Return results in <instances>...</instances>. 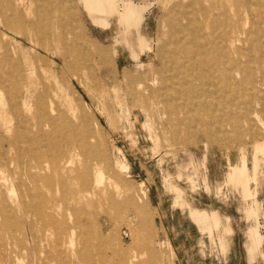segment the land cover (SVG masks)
<instances>
[{
    "label": "rangeland",
    "instance_id": "1",
    "mask_svg": "<svg viewBox=\"0 0 264 264\" xmlns=\"http://www.w3.org/2000/svg\"><path fill=\"white\" fill-rule=\"evenodd\" d=\"M122 1L150 5V52L83 0H0V155L13 161L0 169V264H264V114L260 130L231 133L212 124L224 106L163 87L173 0ZM246 27L264 33V18ZM28 105L36 119L14 144L4 120ZM175 110L187 115L178 134Z\"/></svg>",
    "mask_w": 264,
    "mask_h": 264
},
{
    "label": "bare ground",
    "instance_id": "2",
    "mask_svg": "<svg viewBox=\"0 0 264 264\" xmlns=\"http://www.w3.org/2000/svg\"><path fill=\"white\" fill-rule=\"evenodd\" d=\"M83 2L96 24L106 26L108 16L114 14L119 22L118 35H126V25L134 27L138 32V43L142 52L151 51L153 47L151 48L147 38L141 33V26L150 5L137 6L133 2L123 4L122 0H83ZM253 2H256L259 8L253 6ZM262 2L263 0H173L168 12V32L164 47L161 48L159 54L163 59V65L166 64L164 68L169 69L170 75L168 76L166 72L160 74L161 85L163 87L175 86L180 93L188 92L192 96L206 95L211 101L224 106L225 109L220 118L212 121V124L229 125V128H233L230 130L231 133H236L246 127L252 128V132L260 130L259 123L263 122L261 116L264 114V107L258 109V106L264 105V100H262L264 77L261 76L259 79L256 75L261 73L260 64L264 63V50L261 43L264 33L263 30L257 31L256 29V32L252 33L250 30L247 31L246 27L250 17L256 18L257 21L264 18ZM251 36L255 44L248 52L246 46L250 43ZM121 40L123 41V37ZM37 50L46 51L47 49L40 47ZM86 54L90 62L88 50ZM59 57L66 60V56L62 53ZM243 58L255 63L253 71L256 73L252 71L246 74L248 66L246 62L243 63ZM155 81L157 80L151 81L150 85L154 86V93L161 94L162 91L155 86ZM247 93H252L253 96ZM20 96L21 93H18L17 98ZM202 106L206 107L207 104ZM172 115L175 118H171L174 122L171 126L178 134L184 128L187 115L178 110H175ZM35 119V109L28 105L27 117L24 115L21 120L14 118L16 120L14 126L13 120H4V123L9 124L5 126L6 133L14 132L12 143L18 144L25 138L19 131L20 127ZM228 138L230 139V134ZM219 139L223 140L221 137ZM258 150L263 153V159L261 161L256 157L257 163H264V146H259ZM8 153L4 152L5 156ZM3 157L0 155V169L5 165L7 167L13 165L11 159L7 157L8 159L4 162ZM247 249L253 258L255 251L251 243ZM137 260L138 256H133L127 263L134 264Z\"/></svg>",
    "mask_w": 264,
    "mask_h": 264
}]
</instances>
